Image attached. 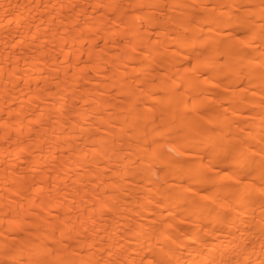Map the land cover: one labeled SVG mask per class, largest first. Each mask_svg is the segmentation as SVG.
<instances>
[{
    "label": "bare ground",
    "instance_id": "obj_1",
    "mask_svg": "<svg viewBox=\"0 0 264 264\" xmlns=\"http://www.w3.org/2000/svg\"><path fill=\"white\" fill-rule=\"evenodd\" d=\"M264 264V0H0V264Z\"/></svg>",
    "mask_w": 264,
    "mask_h": 264
},
{
    "label": "snow or ice",
    "instance_id": "obj_2",
    "mask_svg": "<svg viewBox=\"0 0 264 264\" xmlns=\"http://www.w3.org/2000/svg\"><path fill=\"white\" fill-rule=\"evenodd\" d=\"M150 264H151V262H150ZM155 264H161V262H159V261H156V262H155Z\"/></svg>",
    "mask_w": 264,
    "mask_h": 264
}]
</instances>
